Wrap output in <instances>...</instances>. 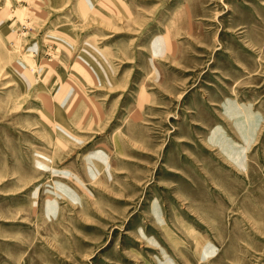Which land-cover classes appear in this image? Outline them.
<instances>
[{
	"label": "rangeland",
	"instance_id": "374dc122",
	"mask_svg": "<svg viewBox=\"0 0 264 264\" xmlns=\"http://www.w3.org/2000/svg\"><path fill=\"white\" fill-rule=\"evenodd\" d=\"M0 264H264V0H0Z\"/></svg>",
	"mask_w": 264,
	"mask_h": 264
},
{
	"label": "crops",
	"instance_id": "0c3cea01",
	"mask_svg": "<svg viewBox=\"0 0 264 264\" xmlns=\"http://www.w3.org/2000/svg\"><path fill=\"white\" fill-rule=\"evenodd\" d=\"M230 105H233V103L231 102ZM235 108L237 109L238 112H236ZM228 110L230 112L229 113L230 116H232V114L234 115L233 119H234V122L236 123L235 127L240 132L241 137L243 138L245 144L250 145L252 143L254 136L256 135V132H257L259 117L257 115H254L253 112L246 109L245 111H248L250 114H253V119L251 120L248 112L240 114L243 110L240 111L239 107H236L234 105H233V107H229ZM219 133H222L224 136L222 129L217 130L216 134L213 132V140H214V137L221 138V135ZM211 139H212V137H211ZM225 143H228V141L225 142V140L222 139L221 145H222L223 149H224L223 145ZM233 148H235V147H233ZM236 149H237V147H236ZM242 149L244 150V148H242Z\"/></svg>",
	"mask_w": 264,
	"mask_h": 264
},
{
	"label": "bare ground",
	"instance_id": "6f19581e",
	"mask_svg": "<svg viewBox=\"0 0 264 264\" xmlns=\"http://www.w3.org/2000/svg\"><path fill=\"white\" fill-rule=\"evenodd\" d=\"M239 125H240V124H239ZM219 137H220V136H219ZM227 149H228L229 151H230V150H233L232 148H227Z\"/></svg>",
	"mask_w": 264,
	"mask_h": 264
}]
</instances>
